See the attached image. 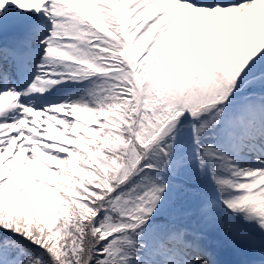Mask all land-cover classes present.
<instances>
[{
  "label": "snow or ice",
  "instance_id": "6c2138e0",
  "mask_svg": "<svg viewBox=\"0 0 264 264\" xmlns=\"http://www.w3.org/2000/svg\"><path fill=\"white\" fill-rule=\"evenodd\" d=\"M0 264H264V0H0Z\"/></svg>",
  "mask_w": 264,
  "mask_h": 264
}]
</instances>
